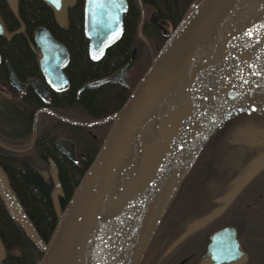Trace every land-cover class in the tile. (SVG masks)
Wrapping results in <instances>:
<instances>
[{
	"label": "flooded vegetation",
	"instance_id": "flooded-vegetation-1",
	"mask_svg": "<svg viewBox=\"0 0 264 264\" xmlns=\"http://www.w3.org/2000/svg\"><path fill=\"white\" fill-rule=\"evenodd\" d=\"M123 1L125 11L121 16V34L115 43L122 37L126 25L133 27L135 44L129 46L123 61L121 52L107 53L113 43L98 61L93 62L87 57L81 0L80 28L86 41L85 59L97 63L105 54L113 56L103 60L105 67L99 76L72 87V77L66 69L69 53L43 26L38 27L44 28L67 52V63L61 69L65 81L62 86L58 81H53L56 87L50 86L39 69V51L33 40V32L38 27L32 31L31 38L24 39L29 49L27 54L35 66L33 72H27L25 68L15 73L8 61L0 57V171L3 173L9 168L37 171V187L33 190L39 194L47 189L45 192L52 202L63 196L62 187H67L69 172L86 164L91 153L93 157L115 112L87 119L85 112H74V98L85 90H92L96 100L116 101V96L107 93L106 97L105 92L125 87L138 72L141 76L154 58L150 59L155 41L167 42L187 11L189 13L199 0ZM6 2L10 8L16 5V0L13 7ZM73 2L64 5L62 24L42 3L51 12L55 24L63 27L67 10ZM3 29L5 34L0 37L8 38L10 34L20 33L23 26L12 33H8L4 26ZM146 48L150 55H147L145 67H139ZM10 70L17 83L10 82ZM120 71L116 81L79 89L88 81ZM246 103L264 104V100H247ZM255 111L257 114L253 113ZM213 119L231 122L232 126L228 125L231 129L208 131ZM202 126L206 127L205 131H200ZM199 134L202 137L188 159L192 143ZM206 146H210V151H204ZM169 148L143 201L121 264H264V166L234 196L228 200L225 197L241 175L264 153V107L250 109L242 116H207L197 132H177ZM53 176L58 180L60 195L53 192ZM0 188L8 194L24 223L21 224L0 193L18 226L17 230H22L33 244L41 245L37 229L9 189L1 182ZM0 248V264H8L19 255L8 244L0 242Z\"/></svg>",
	"mask_w": 264,
	"mask_h": 264
},
{
	"label": "water",
	"instance_id": "water-1",
	"mask_svg": "<svg viewBox=\"0 0 264 264\" xmlns=\"http://www.w3.org/2000/svg\"><path fill=\"white\" fill-rule=\"evenodd\" d=\"M7 1L14 6V0ZM41 1L62 24L64 5L71 0ZM124 11L123 0H83L82 31L90 61H98L119 39ZM263 17L264 0H199L195 4L112 114L107 132L58 213L36 264H99L98 235L110 213H114L117 224L109 264H121L143 201L182 120L183 115L178 120L175 111L188 87L215 54ZM4 34L0 21V35ZM33 40L46 82L56 87L53 81H58L62 86L61 69L68 60L65 48L42 27L34 30ZM121 71L88 81L79 89L116 81ZM9 78L17 83L11 70ZM135 165L136 183L122 205L120 196ZM263 166L264 153L226 193V200ZM52 182L53 192L60 195L56 176ZM0 193L24 225L8 194L1 188Z\"/></svg>",
	"mask_w": 264,
	"mask_h": 264
},
{
	"label": "trees",
	"instance_id": "trees-1",
	"mask_svg": "<svg viewBox=\"0 0 264 264\" xmlns=\"http://www.w3.org/2000/svg\"><path fill=\"white\" fill-rule=\"evenodd\" d=\"M80 18L81 0H74L73 5L69 7L66 13V24L63 27L55 24L51 12L40 0H16L14 8H10L6 0H0V20L5 30L8 33H12L21 25L23 26V30L18 34H10L8 38L0 37L1 59L5 58L15 73L25 68L28 70L27 72H33L35 66L31 63L29 54H27L29 49L25 45L24 39L31 38L32 31L38 26H43L54 39L62 43L69 53V62L66 69L71 74L72 87L80 81L83 82L101 75L99 72L105 67L102 63L103 60L113 56L105 54L97 63H90L85 59L86 41L82 36ZM135 39L133 27L125 25L122 37L107 50V53L121 52L123 61L127 57L129 46L133 43L135 44ZM263 44H258L256 47L258 48L257 51L264 46ZM163 45V40L158 39L155 41L154 46H156V49L155 47L153 48L150 59L156 56ZM256 52L249 59L248 73H244L242 84L237 86L232 94L230 91L227 93L229 99L232 100V104L225 106L224 114L228 116H242L247 114L250 109L264 107L263 103H246L247 100H264V54L260 55L261 53L256 54ZM140 74L141 72H138V76L136 75L132 80H129L125 87L112 88L111 91H106V97H108L107 93L117 97L116 101L111 103L94 99L95 94L92 90L83 91L72 102L74 112L83 111L88 116L87 119H92L101 118L108 113L116 111ZM222 81H224V78L219 82V87ZM220 93L218 96H220ZM234 100L238 104L234 103ZM226 107L229 111L226 110ZM253 113L257 114L256 111ZM228 125L232 126V123L222 122L217 130L231 129ZM90 158H92V153L88 157V162ZM86 164L69 172L70 179L67 187H62L63 196L60 199L53 200V202L45 192L47 189L40 191L39 194L33 190V187H37V171L30 168H9L3 171L10 194L16 199L20 209L28 216L32 225L37 229L38 236L41 239V245H35L22 230H17L18 226L15 224L10 209L0 198V242L8 244L10 248L15 249V252H19V255L10 260L8 264L37 263L41 255L42 245L47 240L59 211L67 201L75 183L87 166Z\"/></svg>",
	"mask_w": 264,
	"mask_h": 264
},
{
	"label": "rangeland",
	"instance_id": "rangeland-1",
	"mask_svg": "<svg viewBox=\"0 0 264 264\" xmlns=\"http://www.w3.org/2000/svg\"><path fill=\"white\" fill-rule=\"evenodd\" d=\"M259 42L264 43V17L259 22H257L255 26L252 27V29L245 38L239 40L234 45V47L231 48V50L222 58V60L215 67L212 74L210 73L211 76L206 81L196 100L193 102V104L188 107L187 111L183 114L182 120L180 121L174 136L179 131L191 130L197 132L201 127V124H203V121L207 118V116L226 115L224 114L225 106L232 104V100L229 99V95L227 93L228 91H230L232 94L237 88V86L242 84L241 81L245 76L244 73H248L247 67L250 65L249 59L257 51L258 48L256 47L258 46V44H262ZM154 47L156 49V46ZM259 50L256 52V54H264V46L260 47ZM147 55H150L148 48L144 50L143 59L138 64L139 67H143L146 64L145 60L147 59ZM210 74H208V76ZM222 78H224V81L221 82L219 87V82ZM224 82L226 83L224 84ZM219 93L220 96H218ZM234 103H237V101L234 100ZM226 110L229 111L228 108ZM199 117L202 119H200ZM198 122H200L201 124L197 125ZM221 124L222 122L219 119H213V122L210 123L207 130H217ZM203 126L200 131H202L203 128H205L204 131L206 130V127ZM198 137L201 138L202 134H199L197 138ZM195 140L193 141L192 146L194 145ZM169 147H171V143L169 144ZM207 150L210 151V146H206L204 148V151ZM0 182L5 186L6 189H8L7 184L4 180L3 173L1 171Z\"/></svg>",
	"mask_w": 264,
	"mask_h": 264
},
{
	"label": "bare ground",
	"instance_id": "bare-ground-1",
	"mask_svg": "<svg viewBox=\"0 0 264 264\" xmlns=\"http://www.w3.org/2000/svg\"><path fill=\"white\" fill-rule=\"evenodd\" d=\"M251 28L240 36H238L231 43L223 47L214 57L207 63V65L197 74L193 79L191 85L188 87L183 99L180 102V105L175 111L177 119L187 111L188 107L193 104L196 100L198 94L202 90L208 78L211 76L213 70L222 60V58L234 47V45L245 38L250 32ZM211 73V74H210ZM208 74H210L208 76ZM176 119V121H177ZM136 165L134 169L130 171L128 176V181H126L127 189L124 191L123 195L120 196L121 204L123 205L125 201L128 200L129 195L131 194L132 189L134 188L137 172H135ZM117 221L115 220L114 213H110L107 216V220L103 224V230L100 231L98 235L99 246L101 247V256L99 264H109L111 253L113 250L114 238H115V226Z\"/></svg>",
	"mask_w": 264,
	"mask_h": 264
}]
</instances>
